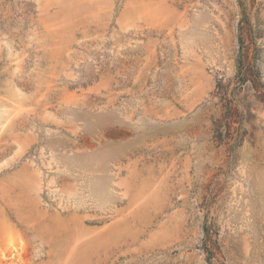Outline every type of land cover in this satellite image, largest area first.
Returning a JSON list of instances; mask_svg holds the SVG:
<instances>
[{
  "label": "rangeland",
  "instance_id": "obj_1",
  "mask_svg": "<svg viewBox=\"0 0 264 264\" xmlns=\"http://www.w3.org/2000/svg\"><path fill=\"white\" fill-rule=\"evenodd\" d=\"M0 264H264V0H0Z\"/></svg>",
  "mask_w": 264,
  "mask_h": 264
},
{
  "label": "trees",
  "instance_id": "obj_2",
  "mask_svg": "<svg viewBox=\"0 0 264 264\" xmlns=\"http://www.w3.org/2000/svg\"><path fill=\"white\" fill-rule=\"evenodd\" d=\"M240 44L241 45H244V42H243V38L242 37H240Z\"/></svg>",
  "mask_w": 264,
  "mask_h": 264
}]
</instances>
